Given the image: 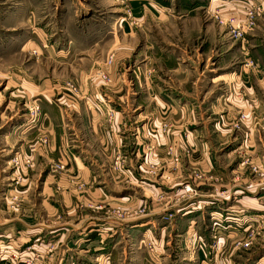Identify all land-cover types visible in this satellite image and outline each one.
<instances>
[{
  "label": "rangeland",
  "instance_id": "obj_1",
  "mask_svg": "<svg viewBox=\"0 0 264 264\" xmlns=\"http://www.w3.org/2000/svg\"><path fill=\"white\" fill-rule=\"evenodd\" d=\"M153 1L164 6H187L188 0ZM232 1L207 0L198 10L200 20L211 24L213 30L217 31L216 42L202 35L189 40L190 50L196 52H205L213 44L210 52L213 54L202 63L204 80L199 84L203 89L211 86L209 91H213V95L221 92L223 103H229L231 91L233 94L238 91L233 90L235 80L228 82L224 76L221 80L210 82V75L231 70L239 75L247 69H264V10L243 39H234L213 16L218 7L226 14L241 11L239 15H242V9L249 0H236L235 9L229 10ZM250 1L260 2L264 9V0ZM127 22L139 30L143 29V24L139 23L141 21L132 17L129 0H0V233L11 228L12 223H3L14 216L15 211L22 213L24 208L27 209L23 203L28 200L33 201L30 210L35 212L36 222L50 219V207L42 205V201L52 204L61 199L81 198L84 199L81 207L77 206L79 209L89 213L102 212L126 222L162 207L158 203L163 199L171 200V203L177 200L182 202L189 197L200 199L203 195L211 194L199 191V183L213 181L218 185L221 182L218 174L210 177L209 173L202 172L191 163L194 147L189 144L188 128L179 130V141L162 143L161 139L166 135H175L170 121L172 114L168 110L165 109L163 113L164 121L154 129L141 127L134 122L140 109L131 112L128 104L136 103L144 91L145 80L155 69L148 67L145 73L143 62L134 61L135 55L142 49V43H138V37L135 42L126 39L121 27L124 28ZM220 31L222 39L218 34ZM139 34L144 37L142 32L139 31ZM226 48L227 55L234 58L225 59L220 54ZM239 80L243 87L242 78ZM208 97L205 95L204 103L215 100ZM84 104L95 105L98 112L100 106L105 107L106 119L102 120L104 129H117V135H120L122 128L115 119L122 117L118 112L126 104L127 124L132 123L127 127L133 131L132 134L141 137L138 145L143 155L138 163V173L146 175L145 186H140L138 176L125 166L127 162L119 142L112 158L111 173L103 172L102 175V179L109 183V193L112 195H109V204L102 205V210L97 208L100 202L96 201L97 197L91 189H87L81 176L69 170L73 158L59 148L57 140L62 133L60 125L67 121L66 113L73 120V129H81L83 119L95 117L92 109H82ZM219 118L210 123L213 126L215 122L216 125L207 126L211 127L210 133L215 135L223 131L232 136L239 132L242 136L228 144L213 136L217 160L236 146L250 149V136L264 131V114L257 121L250 114L235 109L230 122H221ZM69 130L72 131V128ZM53 137L57 140L54 145ZM117 138L121 139L119 136ZM159 145H164L166 149L167 163L162 164L164 167L155 157V148ZM253 149L256 150L255 147ZM236 152L229 159L235 157ZM238 155L240 165L253 174L259 172V165L251 162V156ZM27 158H30L28 164ZM186 166L190 167L185 173L186 179L179 186L176 185L177 189L174 185L168 188L171 182L169 173L177 172L176 181L181 182L183 175L178 171ZM164 172L166 174L162 178ZM89 181L96 184L97 178L90 174ZM184 185H189L191 190L185 191ZM221 194L226 196L223 192ZM57 208L58 212L52 217L54 221L63 222L64 215L68 216L67 208L64 205ZM196 211V218L190 225L186 220L181 221L174 226L171 234L167 232L169 235H164L159 243L162 244L161 249L156 248L153 234L143 236L146 242L145 245L142 243V248L146 249L132 254L135 264L142 261L145 264H264V215L253 223L245 222L240 229L242 233L223 239L218 233V215L214 213L209 217L203 209ZM180 214L182 212L165 211L161 214V220L169 222ZM9 232H6L10 234L8 236L15 239L16 232ZM42 242L43 238L35 239L31 244L38 250ZM40 251L36 253L39 254L36 264H45L47 258ZM104 256L103 261L108 260V255ZM117 257L121 258L118 264H128L129 256L125 259L118 254ZM46 264H49V260Z\"/></svg>",
  "mask_w": 264,
  "mask_h": 264
},
{
  "label": "crops",
  "instance_id": "obj_2",
  "mask_svg": "<svg viewBox=\"0 0 264 264\" xmlns=\"http://www.w3.org/2000/svg\"><path fill=\"white\" fill-rule=\"evenodd\" d=\"M206 1L188 0L187 6H164L155 4L153 0H129L132 17L141 21L139 23L143 24V29L139 30L128 22L121 29L126 39L135 42L138 37V43H142V49L137 52L134 61L143 62L142 67H145V73L148 67L155 69L150 77L145 75L149 79L145 80L144 91L139 95L136 103L128 104V109L131 112L140 109L138 119H135L134 122L139 123L141 127L150 126V129H154L164 121L163 113L165 109L168 110L172 114L170 121L175 135H166L161 139L162 143L179 141V130L184 127L188 128L189 131L186 132L187 135L189 134V144L194 147L191 153L193 166L202 172L209 173L210 177L217 174L221 176V182L218 185L213 181L198 184L199 191H208L211 194L203 195L200 199L189 197L182 202L177 200V202L171 203V200L163 199L158 203L162 207L143 216L128 219L126 222L108 217L102 212L92 211L89 213V211L79 209L84 198L61 199L52 204L44 200L41 204L50 207V219L36 222L35 212L30 210L33 201L28 200L23 203V207L26 206L27 209L24 208L22 213L15 211L14 216L3 223H12V225L10 224L11 228L0 233V241L9 237L15 245L25 246L31 244L35 239L43 238V244L39 248L47 258L45 264L48 260L49 264H72V262L73 264H118L121 261V258L117 257L118 254L123 255L125 259L129 256L128 264H135L132 254L146 249L142 248V243L145 245L146 242L143 236L153 234L156 238V248L161 249L162 244L159 243L163 241L164 235L168 236L167 232L171 234L174 226L176 227L181 221L186 220L188 224H191L196 218L194 216L197 213L196 210L200 212L199 210L203 209L209 217L214 213L218 215L217 219L220 221L218 233L223 239L232 238L238 233H242L240 229L243 228L245 222L253 223L258 221L261 215H264V131L258 135L250 136V149H241L242 146H240L241 148L236 146L225 157L221 155L219 160L215 156V147L212 144L213 136L228 144L240 139L239 137L242 135L239 132L232 136L224 134L223 131L216 132L215 135L210 133L212 132L210 128L215 123L212 126L210 124L212 121L217 120L220 115L219 121L230 122L235 109L250 114L257 121L258 117L264 114V69L262 71L247 69L239 75L233 70L224 74L221 72L214 76L210 75L208 78L210 82L221 80L224 76L228 82L232 79L235 80L234 85L232 83L233 90L238 91L234 94L231 91L232 98L226 99L229 100V103L228 101L223 103L221 92L213 95V91H209L211 86L206 89L201 87L199 83L204 80L202 63H205L213 54L210 53L213 44L209 45L205 52H196L190 50L189 40L197 35H202L209 41L216 42L217 31L213 30L211 24L200 20L198 16V10L204 6ZM150 27L154 28L148 29ZM139 31L144 34V37L140 35L141 33L139 34ZM221 32H218L220 37ZM219 49L222 47L219 46ZM227 53L228 49L226 48L225 52L220 54H223L225 59L234 58L228 56ZM262 58L264 59V55ZM240 78H242L243 87L240 84ZM163 82L166 84L164 85ZM240 88L244 89L240 90ZM205 95L211 96V100L214 97L215 100L204 103ZM125 106L126 104L118 112V115H122V117L113 118V121L115 119L117 125L122 128L119 131L120 135H117V129H104L102 120L106 119L104 117L106 109L101 106L98 108V112L95 105L93 107L82 105V109L85 111L92 109L95 117L88 120L83 119L81 129H73L74 124L69 113L65 114L66 123L60 125L62 133L57 139L59 148L63 149L67 156L73 158L69 170L80 175L85 181L87 189L90 188L97 197L96 201L100 202L97 207L99 210L109 204L112 197L109 193L111 190L108 186L109 183L102 179V175H104L103 172L111 173L112 158L119 142H121L120 150L124 153L127 162L125 166L136 177L138 176L139 185L145 186L144 180L147 179L146 175L138 173V163L143 155L138 145L141 142V137L135 133L132 134L133 131L129 130L128 127L132 123L127 124ZM115 121L113 126H115ZM209 125L211 127H207ZM71 128L72 131L69 130ZM49 136L51 137L50 133ZM117 136L121 139L118 140ZM57 140L53 137V145ZM254 147L256 150L253 149ZM235 152L237 155L251 156V162H256L255 164L259 165V172L253 174L248 168L240 165L241 159H238L237 155L229 159V156ZM155 154L161 165L167 163L164 145L157 146ZM162 167L164 166L162 165ZM182 168L181 171H178L180 175H183L181 182L176 181L177 172L171 175L169 173L168 179L171 182H169L168 188H172L173 185L175 188L186 179L185 173L190 167ZM90 174L97 178L96 184L89 181ZM165 174L166 172L162 178L165 177ZM158 184L163 186V183L158 182ZM218 191L219 193H217ZM62 205L67 208L68 216L64 215L63 222L54 221L52 215L56 214L57 207ZM165 211H179L182 214L178 218L174 216L171 221L164 222L161 220V214ZM7 231L12 234L16 232L15 239L8 236L10 234L6 233ZM37 234L43 235L37 237ZM104 255H108V260L103 261ZM142 262L140 264H145L144 261Z\"/></svg>",
  "mask_w": 264,
  "mask_h": 264
},
{
  "label": "built area",
  "instance_id": "obj_3",
  "mask_svg": "<svg viewBox=\"0 0 264 264\" xmlns=\"http://www.w3.org/2000/svg\"><path fill=\"white\" fill-rule=\"evenodd\" d=\"M235 1L231 2L229 10L235 9ZM263 10V5L260 2L249 0L242 9V15H239L241 11L239 13L226 14L227 12L222 11L218 7L213 16L220 26L227 29V34L231 38L243 39L253 29L257 18L263 13ZM29 162L30 158H27L26 164ZM184 190L190 191L191 187L184 185ZM22 248L15 245L9 237H7V240L0 241V264H36L38 262L37 255H39L36 253H39L41 249H35L34 244H26Z\"/></svg>",
  "mask_w": 264,
  "mask_h": 264
}]
</instances>
